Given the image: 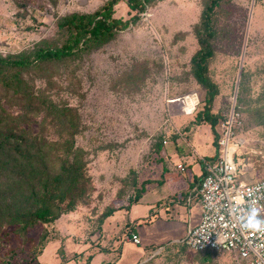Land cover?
<instances>
[{"label": "rangeland", "instance_id": "1", "mask_svg": "<svg viewBox=\"0 0 264 264\" xmlns=\"http://www.w3.org/2000/svg\"><path fill=\"white\" fill-rule=\"evenodd\" d=\"M107 1L0 0V56L61 47L70 36L57 28L58 20L93 13ZM208 2L160 0L138 14L120 0L114 19L138 16L127 29L98 49L43 63L24 75L37 98L35 112L0 88V106L18 119L28 140L45 145L44 162L52 174L76 153L84 166L72 211L25 231L0 227V264H241L232 253L188 249L179 236L183 227L178 236L169 234L175 222H149L180 216L164 180L165 157L184 151L186 157H211L215 149L210 126L196 122L205 90L190 62L199 49L195 29ZM212 26L207 75L218 95L210 110L220 120L237 111L241 125L230 146L239 180L253 183L264 179V0H223ZM190 93L200 102L193 113L192 102L186 110L180 106ZM40 100L72 112L57 121ZM72 118L77 134L67 132ZM202 127L212 140L198 147L192 142L198 129L207 134ZM160 139L166 143L156 151ZM139 191L141 198L131 202ZM109 209L111 215L103 218ZM136 227L146 237L139 245L128 239ZM153 233L157 244L146 243ZM123 254L129 258L123 260Z\"/></svg>", "mask_w": 264, "mask_h": 264}, {"label": "trees", "instance_id": "2", "mask_svg": "<svg viewBox=\"0 0 264 264\" xmlns=\"http://www.w3.org/2000/svg\"><path fill=\"white\" fill-rule=\"evenodd\" d=\"M119 1L108 0L93 13H74L59 19L57 28L70 36L61 47L37 46L31 51L0 56V88L26 102L29 110L35 112L31 106L37 98L30 91L29 80L24 75L30 74L33 70L36 72L43 63L60 61L81 52L98 49L108 43L117 31L127 29L131 22L138 20V16L135 15L132 21L114 19L113 7ZM125 1L132 11L141 14L150 4L160 0ZM222 1L209 0L203 8L200 22L195 29L199 49L190 61L194 79L205 90L203 111L198 112L195 118L198 125L204 122L211 128L215 148L212 158H216L218 154L219 136L216 127L220 118L212 115L210 110L213 100L218 95V88L207 74L208 60L213 55L212 40L215 39L212 15ZM39 106L44 108L47 116L57 121L72 112L69 108H57L46 100H40ZM68 122L70 129L67 132L72 130V134H77L74 118L68 119ZM18 126V119L0 106V227L14 226L25 231L37 223H50L65 211H72L75 208L76 198L73 192L83 184L84 166L81 154L76 153L72 156V161L63 158L59 171L52 174L44 159L45 145L36 143V140H28L25 132ZM162 142L163 139L158 140L155 145L156 151L161 150ZM68 147L69 152L72 147L69 142ZM140 195V191L137 192L131 202L138 201ZM66 200L67 205L60 209V204H64ZM111 212L109 209L103 218L111 215ZM44 239L45 235H42L41 241Z\"/></svg>", "mask_w": 264, "mask_h": 264}, {"label": "built area", "instance_id": "3", "mask_svg": "<svg viewBox=\"0 0 264 264\" xmlns=\"http://www.w3.org/2000/svg\"><path fill=\"white\" fill-rule=\"evenodd\" d=\"M180 100L182 110L193 103L191 113L200 103L195 93ZM240 125L235 110L219 121L218 154L204 162V175L197 191L200 220L187 232L182 243L194 252L232 253L241 264H264V232L243 227L253 209L257 218L264 220V179L253 183L239 180L230 139ZM177 169L185 171L182 164ZM128 239L135 245L141 242L135 233H130Z\"/></svg>", "mask_w": 264, "mask_h": 264}, {"label": "crops", "instance_id": "4", "mask_svg": "<svg viewBox=\"0 0 264 264\" xmlns=\"http://www.w3.org/2000/svg\"><path fill=\"white\" fill-rule=\"evenodd\" d=\"M202 128L203 131L206 132L207 134L200 135L198 129L197 134L195 135V139H193L192 142L198 147L203 146L206 143H209V145H211L212 139L208 128L207 127H202ZM185 152L186 151L178 154L177 157H172L173 156L172 154L171 157H165L166 170L164 174V180L165 183L168 184L167 189L169 192V196L174 198L173 201H176V203L173 205L174 212L175 213L179 212L178 214L180 216L172 217L173 220L169 219L168 221H162L159 219L158 220L153 219L149 221V222L152 221L167 222V224L171 222H175L176 225L172 226V228L169 231V234H171L174 237L178 236L177 234L180 233L181 231L180 227H183V230L179 234V236H181L182 239L191 228H193L195 225L198 224L200 220V207L198 203L197 191L201 179L204 175V169H203L204 162L212 159V157H208V155H200L204 157H186L187 154ZM179 164H182L184 166L185 168L184 172H181L177 169V165ZM183 218L184 221H182ZM160 230H157V232L161 233ZM132 233L137 234L140 237L141 241L143 238H146L143 236V234L137 231V227L135 231ZM155 237L156 236L154 235V233L152 235H148V239H146L147 240L146 243L151 242V244H155V243L157 244L158 239ZM172 241H169L168 243L170 244ZM122 258H124L123 260H125L129 258V256L123 254Z\"/></svg>", "mask_w": 264, "mask_h": 264}, {"label": "clouds", "instance_id": "5", "mask_svg": "<svg viewBox=\"0 0 264 264\" xmlns=\"http://www.w3.org/2000/svg\"><path fill=\"white\" fill-rule=\"evenodd\" d=\"M243 227L258 232H264V220L258 219L257 212L253 209L252 214L247 217V221L244 223Z\"/></svg>", "mask_w": 264, "mask_h": 264}]
</instances>
